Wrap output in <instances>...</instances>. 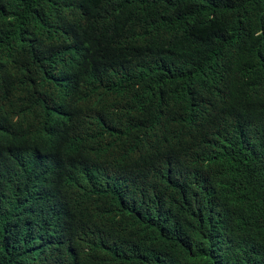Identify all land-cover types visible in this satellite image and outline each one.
Returning <instances> with one entry per match:
<instances>
[{"label": "trees", "instance_id": "1", "mask_svg": "<svg viewBox=\"0 0 264 264\" xmlns=\"http://www.w3.org/2000/svg\"><path fill=\"white\" fill-rule=\"evenodd\" d=\"M20 189L61 204L41 264H264V0H0V205Z\"/></svg>", "mask_w": 264, "mask_h": 264}, {"label": "clouds", "instance_id": "2", "mask_svg": "<svg viewBox=\"0 0 264 264\" xmlns=\"http://www.w3.org/2000/svg\"><path fill=\"white\" fill-rule=\"evenodd\" d=\"M22 193L20 189L11 194L16 197L14 202L17 201L14 208L13 205L11 208L0 205V213L6 212L3 218L0 217V264L17 261L41 264L44 255L34 254L27 245L58 236L64 230L59 220L61 204L50 201L44 206L21 210L20 204L27 200L22 199ZM225 255L232 264H260L253 251L243 244L226 246Z\"/></svg>", "mask_w": 264, "mask_h": 264}]
</instances>
